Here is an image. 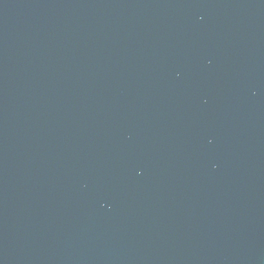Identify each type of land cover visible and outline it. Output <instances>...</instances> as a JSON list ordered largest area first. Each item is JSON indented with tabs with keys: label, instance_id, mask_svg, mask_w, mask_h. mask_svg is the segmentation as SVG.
Segmentation results:
<instances>
[{
	"label": "water",
	"instance_id": "water-1",
	"mask_svg": "<svg viewBox=\"0 0 264 264\" xmlns=\"http://www.w3.org/2000/svg\"><path fill=\"white\" fill-rule=\"evenodd\" d=\"M0 264H264V0H0Z\"/></svg>",
	"mask_w": 264,
	"mask_h": 264
}]
</instances>
